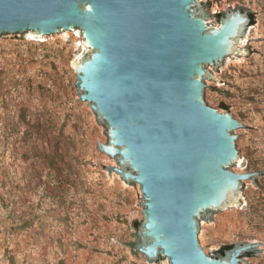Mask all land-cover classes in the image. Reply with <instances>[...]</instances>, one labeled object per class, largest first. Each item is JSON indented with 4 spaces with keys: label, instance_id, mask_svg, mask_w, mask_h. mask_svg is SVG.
<instances>
[{
    "label": "water",
    "instance_id": "water-1",
    "mask_svg": "<svg viewBox=\"0 0 264 264\" xmlns=\"http://www.w3.org/2000/svg\"><path fill=\"white\" fill-rule=\"evenodd\" d=\"M204 0H0V44L43 41L82 31L90 55L75 64L82 100L91 104L114 170L141 189L139 251L156 263L243 264L258 241L217 256L203 249V223L244 210V184L260 171H235L246 127L207 102V82H222L251 28V11L223 13L219 25Z\"/></svg>",
    "mask_w": 264,
    "mask_h": 264
},
{
    "label": "rangeland",
    "instance_id": "rangeland-1",
    "mask_svg": "<svg viewBox=\"0 0 264 264\" xmlns=\"http://www.w3.org/2000/svg\"><path fill=\"white\" fill-rule=\"evenodd\" d=\"M204 2L211 26L220 13L255 14L241 48L250 57H234L222 73L209 68L222 82H207V102L246 127L235 171L261 178L244 184V210L203 223V249L217 256L227 244L258 241L243 264H264V0ZM78 32L0 44V264H170L137 247L145 200L99 148L108 127L76 85L75 64L90 55Z\"/></svg>",
    "mask_w": 264,
    "mask_h": 264
},
{
    "label": "trees",
    "instance_id": "trees-1",
    "mask_svg": "<svg viewBox=\"0 0 264 264\" xmlns=\"http://www.w3.org/2000/svg\"><path fill=\"white\" fill-rule=\"evenodd\" d=\"M222 14H223V13H220V14H219V19H220V16H221ZM251 23H252V24L255 23V14H254L253 12H251ZM223 106H224V108H226V109L229 108L228 105L225 104V103H223ZM136 224H137V226L140 225L139 222H137ZM232 246H233V244H227V245H225V246L220 250V252L224 254L225 249L230 248V247H232ZM252 254H253V252H249V253H247L246 255H252Z\"/></svg>",
    "mask_w": 264,
    "mask_h": 264
},
{
    "label": "bare ground",
    "instance_id": "bare-ground-1",
    "mask_svg": "<svg viewBox=\"0 0 264 264\" xmlns=\"http://www.w3.org/2000/svg\"><path fill=\"white\" fill-rule=\"evenodd\" d=\"M78 34H79V32H78Z\"/></svg>",
    "mask_w": 264,
    "mask_h": 264
}]
</instances>
